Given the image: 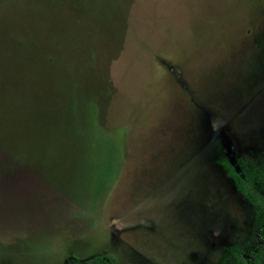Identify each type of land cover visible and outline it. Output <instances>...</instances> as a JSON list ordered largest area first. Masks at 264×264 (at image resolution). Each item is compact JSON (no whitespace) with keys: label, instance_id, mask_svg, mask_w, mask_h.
Instances as JSON below:
<instances>
[{"label":"rangeland","instance_id":"obj_1","mask_svg":"<svg viewBox=\"0 0 264 264\" xmlns=\"http://www.w3.org/2000/svg\"><path fill=\"white\" fill-rule=\"evenodd\" d=\"M264 0H0V264H219L252 233Z\"/></svg>","mask_w":264,"mask_h":264},{"label":"trees","instance_id":"obj_2","mask_svg":"<svg viewBox=\"0 0 264 264\" xmlns=\"http://www.w3.org/2000/svg\"><path fill=\"white\" fill-rule=\"evenodd\" d=\"M240 169L230 168L237 189L251 207L252 233L241 243H234L223 250L219 264H264V162L253 164L240 158ZM68 264H118L108 254L83 261L71 259Z\"/></svg>","mask_w":264,"mask_h":264}]
</instances>
